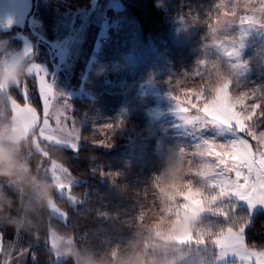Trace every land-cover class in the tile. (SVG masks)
Listing matches in <instances>:
<instances>
[{"label":"trees","instance_id":"16d2710c","mask_svg":"<svg viewBox=\"0 0 264 264\" xmlns=\"http://www.w3.org/2000/svg\"><path fill=\"white\" fill-rule=\"evenodd\" d=\"M120 1L123 7L110 15L111 22L116 19L120 21L112 23L108 29L106 43L88 72V83L93 87L86 89L85 101L74 100V114L83 117L105 113L106 121L117 125L114 134L122 133L123 140L105 148L82 139L78 152L65 146L62 151L58 150L50 147L52 143L46 140H39L37 148L33 139L37 129L20 143L4 140L11 144L18 159L10 164V174L15 179L0 183V194L7 200L4 211L0 212V233L4 242L13 246L16 254L22 251L27 254V248L23 246L35 253L36 259L33 260L29 255L26 264H65L58 256L67 247L78 250L80 256L93 260L95 264H129L133 261L140 264H195L196 260L202 261L208 254L211 255L208 260H216L217 249L211 251V244L207 252H204L193 245L178 247L157 237L156 227L161 207L156 201L163 185L160 178L163 176L166 180L171 175L166 157L159 160L162 164L157 167L156 161L160 156L157 157V151L152 146L157 144V137H160L164 147L167 146V135L173 132L171 127L178 126L177 134L185 132L184 129L181 131V127L187 123L186 118L177 111L172 96L179 101L189 91L192 95L198 94V81L192 72L197 61L204 55L205 38L209 46L215 45L217 48L234 44L235 41L224 33L229 27L243 32L247 23L264 17V0H172L176 9L172 14H176V19L185 15L182 22L175 24H183L188 29V39L176 47L163 48L158 39L167 40L174 23L168 18L167 8L160 6L158 0ZM91 2L51 0L50 5L51 8L76 13L88 8ZM214 3L213 10L205 17ZM189 11L195 13L187 17ZM42 15L45 24L48 23L46 14L43 12ZM98 28L94 24L87 28L84 42L71 69L70 75L73 77L70 84H78L76 78L86 69L96 43L94 34ZM18 31L34 42L38 40L28 24ZM132 33L140 36V40L132 43V37L128 36ZM236 35L239 37V33ZM240 39L241 45L237 46V51L240 53L239 58L247 62L244 71L246 73L249 70L254 74L246 77L264 83V75L261 74L264 73V27L259 24L250 26ZM21 43L22 39L16 37L15 32L5 35L0 33V53L6 49H19ZM157 45L161 48H155ZM133 49L135 52L142 50L146 55L140 59L135 58ZM138 64L146 68L153 83H160L158 87L144 86ZM211 67L210 62V70ZM221 70L224 82L232 75L243 74L240 67L233 71L232 67L224 65ZM185 73L188 75L185 76ZM0 74H3L1 69ZM173 79L177 83L172 85V92L168 82ZM18 88L21 85L0 93V129L12 125L11 100L25 104L21 98L23 90ZM28 95L29 103L42 114L43 103L36 88L28 87ZM91 96L98 102L91 103ZM166 98L172 99L175 105L159 102V99ZM173 112H177L182 120L169 123V116ZM187 115L191 118L197 113L190 110ZM164 116L167 117L162 119ZM112 131L109 129L108 133ZM56 165L69 168L73 174L72 179L78 180L71 203L68 198L57 195L58 184L53 172ZM96 168L98 171H111L112 174L102 180L99 174H94ZM29 180L33 191H17L24 189ZM50 188L54 189V198H48L47 204H41L37 209V192L46 195ZM85 193L88 194L89 203L77 211V205L85 198ZM54 207L66 219L54 215ZM98 207L108 212L102 213ZM100 215H104L105 219L96 217ZM202 220L195 225L198 233ZM9 223L16 226L9 227ZM216 227L214 225L212 231ZM54 234L61 243L56 251L51 243ZM246 234L249 240L264 243V213L253 219ZM174 252L178 258L170 263Z\"/></svg>","mask_w":264,"mask_h":264},{"label":"rangeland","instance_id":"374dc122","mask_svg":"<svg viewBox=\"0 0 264 264\" xmlns=\"http://www.w3.org/2000/svg\"><path fill=\"white\" fill-rule=\"evenodd\" d=\"M50 3L51 0H0V33L5 35L8 32H15L16 37L22 39L19 49H6L3 53H0V69L5 79H15L20 61L21 59H25L27 61L29 75L26 79L22 77L17 85L22 86L26 84L27 88L34 87L37 91L38 84L32 75L36 67L40 66L43 69L46 83L50 84L54 92L61 94L58 100L50 102L49 108L50 123L54 125L56 122V128L53 129L51 125L46 126L42 122L38 123V117H40L42 121L43 113L40 114L29 102L26 105L12 99V125L11 127H3L0 129V140L12 141L17 144L26 139L31 132L37 129L38 131L36 130V134L33 137L37 148L39 147V140H46L52 144H62L65 143V141L62 140L59 135L53 133L66 132L69 130V127L70 129H75L78 133V138L73 142L70 137L64 145L65 147L79 148L82 139H85L86 142L90 144L99 141L107 142L109 129L102 127L104 124H110V122L106 121V114L102 112L95 116L84 115L83 117H78L74 114V100L81 99L85 101L88 92L86 89L93 87L88 83L89 69L98 59L101 47L106 43V36L110 25L120 21L116 19L111 22L110 15L114 12H119L123 4L120 0H92L88 8L80 9L76 13H71L64 12V10H60L57 7L51 8ZM158 4L167 8L168 18L174 21L172 32L167 36V40L158 39L162 48L176 47L178 44L186 42L188 39V29H186L183 24L177 26L175 24L176 22H182L185 15L180 16V19H176V14H172L173 11L176 10L172 0H158ZM43 12L46 14L49 21L46 24L42 18ZM91 21H95L96 23H91ZM26 24L29 25L32 33L38 39L35 42L18 31L19 28L25 27ZM90 24L99 27L94 34V36H96V43L86 63V69L82 71L80 76L75 80L78 82L76 86L72 83L70 84L73 77L70 75L71 69L84 42L85 34ZM128 36L132 37V43L140 40V36L137 37V34L132 33V35ZM160 45L155 46V48L160 49ZM132 53L134 57H138V59L142 58V55H146L144 54L146 52L142 50L135 52L133 49ZM251 62L253 63L254 61ZM137 66L139 69L141 68L144 86L147 88H155L160 85V83L152 82L146 68L140 64ZM245 75L251 77V75L253 76L254 74H251V71L247 70ZM228 80L229 78L224 82L222 89L218 88L216 90L217 94L223 91L224 94L227 95ZM257 84H261V82H257ZM7 89L6 86L0 85V93ZM183 90L186 91L185 89ZM93 97L91 96L90 102H98V100ZM65 101L70 105V108L65 112V117L73 116V124L62 117L64 116L65 105L61 103ZM184 101L185 98L179 100L182 104ZM159 102L175 105L174 101L168 98L159 99ZM239 102L243 103V100L241 99ZM167 116L162 117V119ZM181 120L182 117L178 116L177 112H173L170 114L168 122L177 123ZM199 123V121H194L193 123L184 124L181 127V131L183 129L185 131L184 134H177L178 126L171 127L173 132L167 135V146H163L164 144L161 142L160 137H157V144L152 146V148L157 151V157L160 156L156 161L157 167L162 164V161L159 160H164V157H166V161L169 162L168 169L171 175L170 178H166V180H164L163 176L160 178L163 185L161 187L162 189L159 191V199L156 201L158 206L161 207V211L158 214L160 220L157 223L156 235L157 237H161L162 240L171 242L178 247L192 245L186 244L185 242L193 236L198 240L199 237H201L202 241L208 236V233L212 232L214 226V224L207 221L205 217L207 213L213 211L212 204L216 199L215 196L211 194V185L212 178L216 172L214 160L220 153L210 154L199 146L190 147L193 138H203L197 127ZM45 127L48 128L47 131L44 130ZM94 129H96V132H94ZM226 131L227 130L222 126H216L218 137L223 136ZM122 140V133L116 132V134H113L110 145ZM262 143H264V141H262ZM232 159L234 160L236 158L232 157ZM64 170L66 169L60 165L54 167L53 172L58 187L63 186L61 184V177ZM231 179H235V177L232 176ZM72 198L71 195V199ZM73 201L75 202L76 200L73 199ZM50 205H52V202ZM52 210L54 215L66 219L63 213L57 212L55 207L52 208ZM200 219L203 220L199 229V235L197 226L195 227V225ZM240 230L242 231V227ZM51 243L53 250L56 251L59 244H61L56 234L52 235ZM256 250L259 251L264 249ZM216 252V260L212 262L208 260L211 258V255L208 254L202 261L198 262L196 260L197 263L195 264H241L239 258L231 253L220 256L219 249H217ZM20 253L16 254L13 250V246L9 244V242H3V244L0 245V264H26L28 259L27 254L24 251ZM61 258V256H58V259ZM177 258L178 256L174 252L173 259L170 263H174ZM129 264H140V262L137 263L133 261Z\"/></svg>","mask_w":264,"mask_h":264},{"label":"snow or ice","instance_id":"6c2138e0","mask_svg":"<svg viewBox=\"0 0 264 264\" xmlns=\"http://www.w3.org/2000/svg\"><path fill=\"white\" fill-rule=\"evenodd\" d=\"M215 3L208 10L205 17L213 10ZM189 11L187 17L194 14ZM242 23L243 21V17ZM259 24L264 27V17L254 20L245 25V31L232 30L230 27L224 33L234 44L209 46L203 44L204 55L197 61L192 76L198 81L197 95H192L191 91L186 94L185 101L181 104L175 96H172L176 102L177 111L186 118L187 123L199 121L197 125L203 138H193L190 147L199 146L208 153H220L215 157L214 163L216 172L212 178L211 194L215 196V202L212 204L213 211L207 213L206 220L216 225V229L208 233V238L198 240L195 236L186 241V244H192L198 250L207 252L208 245L211 244V251L219 249L220 256L231 253L239 258L241 264H264V250H256L258 247L264 249V243L249 240L246 230L251 226L253 219L264 213V83L257 84L256 81L246 77L244 69L247 62L242 61L237 46L241 45V39L250 26ZM208 28V25H205ZM231 29V31L229 30ZM236 33H239L237 37ZM216 50L219 54L217 55ZM212 63L211 70L209 63ZM224 65L243 69V74L232 75L227 83V95L221 91L217 94L214 89L223 88L224 73L221 70ZM264 75V73H261ZM185 76L188 73L184 74ZM32 77L38 84V91L43 103V118L38 117V123L56 128L55 124L50 123V102L58 100L60 93L54 92L50 84L45 81V73L38 66L35 68ZM172 92V85L177 83L174 79L168 82ZM21 98L27 105L30 101L27 85L21 86ZM18 88L17 90H20ZM243 103H240V100ZM64 117L73 124L72 117H65V112L70 105L65 101ZM194 110L197 115L189 118L187 113ZM62 120V119H61ZM63 121V120H62ZM222 126L227 131L223 136L218 137L216 126ZM102 127L113 130L109 133L106 141L92 143L95 146L109 147L117 125L104 124ZM59 133L65 143L52 144L50 147L62 151L63 146L71 137L73 142L78 138V133L74 128ZM48 130L47 127L44 129ZM96 132V129H94ZM75 152L79 151L74 147ZM235 157L236 159H232ZM94 174H99L101 179H106L111 171L99 170L96 168ZM72 173L69 168L63 171L61 177L62 187H58L57 195L68 198L71 203L73 189L76 188L78 180L72 179ZM234 176L235 179H231ZM67 178V179H66ZM89 203L88 194L80 200L77 205V211L85 208ZM102 213L107 210L98 207ZM105 219L104 215L96 216ZM58 221L60 218H57ZM67 223V220L63 221ZM242 227V231L240 230ZM4 242L3 235L0 233V245ZM255 246V248H253ZM27 256L31 255L36 259L35 253L27 246ZM26 256V258H27Z\"/></svg>","mask_w":264,"mask_h":264},{"label":"clouds","instance_id":"9594fccd","mask_svg":"<svg viewBox=\"0 0 264 264\" xmlns=\"http://www.w3.org/2000/svg\"><path fill=\"white\" fill-rule=\"evenodd\" d=\"M29 75L27 61L21 59L19 69L15 79H5L3 74H0V85L6 86L9 90L14 88L21 80V78H27ZM18 159L10 143L0 140V183L11 182L15 179L14 175L10 174L12 169L10 164L12 161ZM31 188V180H29L24 189H17V191H33ZM48 198H54V189L50 188L45 195L43 192H37L36 205L37 209L41 204H47ZM7 203L3 194H0V212L4 211V206ZM9 227H15L13 223H9ZM194 226V224H193ZM61 257L65 264H95L91 259H85L79 255L78 250H74L71 247L64 248L61 252Z\"/></svg>","mask_w":264,"mask_h":264}]
</instances>
